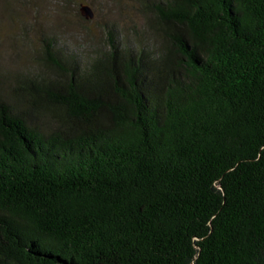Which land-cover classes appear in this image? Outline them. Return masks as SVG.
Here are the masks:
<instances>
[{
	"label": "trees",
	"instance_id": "16d2710c",
	"mask_svg": "<svg viewBox=\"0 0 264 264\" xmlns=\"http://www.w3.org/2000/svg\"><path fill=\"white\" fill-rule=\"evenodd\" d=\"M134 3L0 71V264H264V0Z\"/></svg>",
	"mask_w": 264,
	"mask_h": 264
},
{
	"label": "rangeland",
	"instance_id": "374dc122",
	"mask_svg": "<svg viewBox=\"0 0 264 264\" xmlns=\"http://www.w3.org/2000/svg\"><path fill=\"white\" fill-rule=\"evenodd\" d=\"M77 2L78 6L71 3L64 7L61 0H0V71H39L37 60L43 54L45 37L63 55L87 62L109 48L110 28L118 31L120 40L127 36L130 43L139 38L129 28H145L134 0ZM81 2L92 5L96 11L93 19L80 15Z\"/></svg>",
	"mask_w": 264,
	"mask_h": 264
},
{
	"label": "water",
	"instance_id": "95a60500",
	"mask_svg": "<svg viewBox=\"0 0 264 264\" xmlns=\"http://www.w3.org/2000/svg\"><path fill=\"white\" fill-rule=\"evenodd\" d=\"M81 14L87 19H93L96 16V12L91 4L86 2L80 3Z\"/></svg>",
	"mask_w": 264,
	"mask_h": 264
}]
</instances>
